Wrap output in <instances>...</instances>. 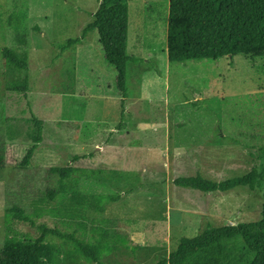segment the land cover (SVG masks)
<instances>
[{
	"label": "rangeland",
	"instance_id": "374dc122",
	"mask_svg": "<svg viewBox=\"0 0 264 264\" xmlns=\"http://www.w3.org/2000/svg\"><path fill=\"white\" fill-rule=\"evenodd\" d=\"M95 6L97 0H0V253L6 209L15 203L31 212L32 203L58 187L49 172L55 167L95 173L82 178L87 194L120 196L105 213L118 221V250L104 264H156L183 237L260 220L264 182L254 190L205 193L175 181L220 182L264 166V60L171 65L163 29L169 0H130L132 31L136 24L146 37L129 35L128 53L139 63L128 66L123 106L102 47L84 70L73 46L66 47L81 36ZM23 9L29 66L18 72L7 68L4 50L17 49L8 18ZM36 121L43 123L41 142L25 165ZM42 221L66 230L50 216Z\"/></svg>",
	"mask_w": 264,
	"mask_h": 264
},
{
	"label": "trees",
	"instance_id": "16d2710c",
	"mask_svg": "<svg viewBox=\"0 0 264 264\" xmlns=\"http://www.w3.org/2000/svg\"><path fill=\"white\" fill-rule=\"evenodd\" d=\"M93 18L82 36L68 40L66 47L80 44L90 31L98 33L105 60L116 70V87L124 106L128 66L139 62L128 53L129 0H100ZM27 19L26 9L8 18L17 49L5 48L4 58L12 71H25L29 66ZM167 53L171 65L237 56L251 62L264 60V0H169ZM36 124V145L28 150L25 165L41 142L43 123ZM260 158L264 160V149ZM4 161L0 150V175ZM49 172L59 178L58 187L32 203L31 212L15 203L6 209L0 264H104V259L118 250V221L105 213L120 196L85 193L82 178L93 176V172L70 166ZM262 182L263 165L220 182L195 176L179 178L175 184L205 193H228L240 187L254 190ZM46 216L57 219L66 230L49 227L42 221ZM156 264H264V204L260 220L209 227L195 237H183L176 249Z\"/></svg>",
	"mask_w": 264,
	"mask_h": 264
},
{
	"label": "crops",
	"instance_id": "0c3cea01",
	"mask_svg": "<svg viewBox=\"0 0 264 264\" xmlns=\"http://www.w3.org/2000/svg\"><path fill=\"white\" fill-rule=\"evenodd\" d=\"M99 5H100V0H97V6H95L94 9H92V11L90 12V16L88 15V18L90 19V22L86 25H84V23L82 22L81 25H80V31L82 32L81 33V36L83 34V31L84 29L93 22V17H94V14L97 12V10L99 9ZM85 12V10H82L80 11L79 13L81 15H83V13ZM129 15L131 16V7H130V0H129ZM142 19V18H140ZM168 19H169V11H168V17H167V21H166V24L164 25L163 29L165 30L164 32L168 33ZM142 21V20H141ZM141 21H139L140 23H142ZM130 22H131V18H130ZM136 27V24L134 25L133 27V31H132V24L130 23L129 24V35L131 37L132 35V32L135 33V36L134 37H137V36H145L146 37V34H142V33H138L139 31V26L137 28ZM135 30V31H134ZM93 32L94 31H90L86 34V36L83 38L82 42L80 44H77V45H74L72 47V50L74 51L76 57H77V66L78 68H83L84 70V67H86L88 69L87 66H91L90 65V58L91 57H94L97 53V51H101V48L98 47V44L102 47V45L100 44V41H99V35L97 33V35H93ZM96 32V31H95ZM163 34V33H162ZM80 36V37H81ZM159 36V35H158ZM162 36V35H161ZM168 37V35H167ZM160 38V37H158ZM157 38V39H158ZM155 39V40H157ZM128 42H129V36H128ZM139 63V62H138ZM92 68V66H91ZM89 69V74L92 75V74H96V72L93 71V69ZM101 73V74H100ZM102 71L99 72V75L102 76ZM103 76H104V73H103ZM102 76L101 78V81H105V78ZM104 78V79H103ZM121 104H122V101H121Z\"/></svg>",
	"mask_w": 264,
	"mask_h": 264
}]
</instances>
